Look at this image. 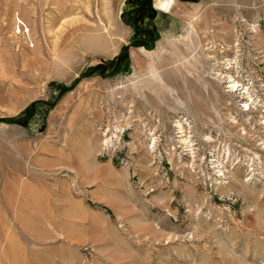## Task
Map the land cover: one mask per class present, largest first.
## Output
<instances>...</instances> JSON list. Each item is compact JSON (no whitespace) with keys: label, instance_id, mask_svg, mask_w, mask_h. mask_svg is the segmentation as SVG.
Wrapping results in <instances>:
<instances>
[{"label":"rangeland","instance_id":"rangeland-1","mask_svg":"<svg viewBox=\"0 0 264 264\" xmlns=\"http://www.w3.org/2000/svg\"><path fill=\"white\" fill-rule=\"evenodd\" d=\"M157 2L0 0V264H264V0Z\"/></svg>","mask_w":264,"mask_h":264},{"label":"crops","instance_id":"crops-1","mask_svg":"<svg viewBox=\"0 0 264 264\" xmlns=\"http://www.w3.org/2000/svg\"><path fill=\"white\" fill-rule=\"evenodd\" d=\"M87 143L82 142L81 147L75 148L74 152L71 153V156L73 157L72 160L63 161L61 164H66L69 167H72L71 169L76 170L78 173L81 174L82 180L85 185H88L93 190V195L99 199L106 201V198H102V196H108V192L110 190H115V186L112 183L114 181L113 175H105L102 171L101 165L96 157L94 148L86 147ZM123 182V180H117V182ZM124 192V190H123ZM121 193V197H125L126 195ZM109 198V197H108ZM107 203H110L107 199ZM99 226V224L97 225ZM108 228V226H106ZM98 228V227H96ZM87 233V232H86ZM108 235H110V231L107 230ZM107 235V236H108ZM112 236V235H110ZM85 237V235H84ZM80 237L73 239L74 241H69L71 243H84L87 239H90V242H94L99 245V241L96 237V233L89 232L88 237ZM105 242H101V246L107 247L111 246L112 250L118 253H125V248L122 246V243H117L114 238L113 242H110L108 237H106ZM110 247V248H111Z\"/></svg>","mask_w":264,"mask_h":264},{"label":"water","instance_id":"water-1","mask_svg":"<svg viewBox=\"0 0 264 264\" xmlns=\"http://www.w3.org/2000/svg\"><path fill=\"white\" fill-rule=\"evenodd\" d=\"M128 54H129V47L126 49V52H125L122 56H120V57L118 58L117 64H116L115 68L113 69V71L110 72V73H107L108 76L114 74V73L117 71L118 66H119V64H120V61H121L124 57L128 56ZM103 67H104V69H105V70H104V72H105V71L107 70V66H104V65H103ZM100 68H101V67H97V68L91 70L90 72H88L87 74H85L83 77H86V76H88L89 74H92V73H96ZM104 72H103V74H104ZM47 104L50 105V106L54 105V103H47ZM35 106H36V103L33 104V112H32V114H31V116L34 114ZM7 121L12 122V123H16V124H19V125H23L21 122H18V121L12 120V119H8ZM27 125H28V121L24 124V126H27Z\"/></svg>","mask_w":264,"mask_h":264},{"label":"bare ground","instance_id":"bare-ground-1","mask_svg":"<svg viewBox=\"0 0 264 264\" xmlns=\"http://www.w3.org/2000/svg\"><path fill=\"white\" fill-rule=\"evenodd\" d=\"M171 3L172 0H166V1L159 0V2H157L159 8L165 11L170 9Z\"/></svg>","mask_w":264,"mask_h":264}]
</instances>
